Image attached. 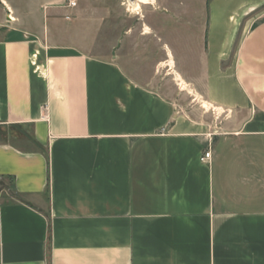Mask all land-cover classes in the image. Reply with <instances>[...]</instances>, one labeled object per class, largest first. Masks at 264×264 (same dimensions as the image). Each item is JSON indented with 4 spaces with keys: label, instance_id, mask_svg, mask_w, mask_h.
<instances>
[{
    "label": "crops",
    "instance_id": "obj_1",
    "mask_svg": "<svg viewBox=\"0 0 264 264\" xmlns=\"http://www.w3.org/2000/svg\"><path fill=\"white\" fill-rule=\"evenodd\" d=\"M90 42L0 19V264H264V0H211L178 60Z\"/></svg>",
    "mask_w": 264,
    "mask_h": 264
},
{
    "label": "rangeland",
    "instance_id": "obj_2",
    "mask_svg": "<svg viewBox=\"0 0 264 264\" xmlns=\"http://www.w3.org/2000/svg\"><path fill=\"white\" fill-rule=\"evenodd\" d=\"M11 11L0 0V19L15 28L35 34L72 39L85 42L90 50L101 56H124L131 59L134 54L153 65L162 49V38L170 46L178 60L180 40L194 47L205 33L208 4L211 0H154L152 6H142L139 11L129 7V1L137 0H78L74 9L66 8V0H5ZM12 16L13 20L9 17ZM148 28V34L146 29ZM150 37L142 38V35ZM144 35V36H145ZM158 38L160 39L158 41ZM186 39V40H184ZM60 41H64L63 39ZM188 47V45H187ZM175 70V69H174ZM157 76L166 73L159 69ZM170 87L176 102L184 107L202 108L200 101H193L195 91H182L172 75ZM205 111H211L205 109ZM214 111V110H213ZM218 121L224 118L222 111H214ZM0 192L4 202L16 199L9 180H0Z\"/></svg>",
    "mask_w": 264,
    "mask_h": 264
},
{
    "label": "bare ground",
    "instance_id": "obj_3",
    "mask_svg": "<svg viewBox=\"0 0 264 264\" xmlns=\"http://www.w3.org/2000/svg\"><path fill=\"white\" fill-rule=\"evenodd\" d=\"M2 3L6 6V8L9 11H11V8H10L9 4L7 3V1L2 0ZM153 4H154V0H137V1L133 2V3L129 1V7H132V9L134 11H139L142 6H152ZM9 19L15 21L12 16H10ZM145 33L146 34L149 33L148 32V28L146 29V32ZM167 65L170 67L171 75L173 76L174 81L180 87V89L182 91H187L188 93H191V90L189 89L188 85L182 80V78L180 77V75L174 71V66H173V61H172L171 56H170V58H169V60L167 62ZM163 66H165V65H163ZM195 96H196L195 99L198 100V101H200L199 96L196 95V94H195ZM200 102H201V105H202L203 108L209 109V106H208L207 103H205L203 101H200ZM215 111H217L218 113H220V110L219 109H217Z\"/></svg>",
    "mask_w": 264,
    "mask_h": 264
},
{
    "label": "built area",
    "instance_id": "obj_4",
    "mask_svg": "<svg viewBox=\"0 0 264 264\" xmlns=\"http://www.w3.org/2000/svg\"><path fill=\"white\" fill-rule=\"evenodd\" d=\"M78 4V0H66V8L67 9H74L75 7H77ZM210 152L206 151L202 154V156L200 157V162L202 163H207L210 160Z\"/></svg>",
    "mask_w": 264,
    "mask_h": 264
},
{
    "label": "trees",
    "instance_id": "obj_5",
    "mask_svg": "<svg viewBox=\"0 0 264 264\" xmlns=\"http://www.w3.org/2000/svg\"><path fill=\"white\" fill-rule=\"evenodd\" d=\"M10 183H11V181H10Z\"/></svg>",
    "mask_w": 264,
    "mask_h": 264
}]
</instances>
